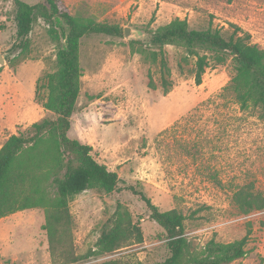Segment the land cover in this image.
<instances>
[{"label":"rangeland","instance_id":"1","mask_svg":"<svg viewBox=\"0 0 264 264\" xmlns=\"http://www.w3.org/2000/svg\"><path fill=\"white\" fill-rule=\"evenodd\" d=\"M36 5L43 0H21ZM78 19H92L131 29L127 39L93 35L82 40L81 92L69 137L93 148L94 158L143 192L161 212L178 210L186 236L199 246L232 243L252 230L247 255L234 264H264V211L242 214L236 192L253 186L264 195V112L242 111L223 89L233 72V58L211 63L198 86L196 57L179 46H166L172 82L162 87L160 66L146 60L152 32L175 19L192 30L220 29L225 37L237 26L264 49V0H60ZM13 0H0V150L13 135H30L34 123L55 116L44 108L47 75L56 70L57 44L50 26L36 16L28 48L12 51L17 39ZM58 32L59 29H56ZM201 56L214 53L199 49ZM153 80L155 88L150 87ZM39 95V97H38ZM121 185V187L125 186ZM126 207L141 228L143 242L116 254L78 264H160L169 256L165 231L131 191L94 189L70 203L74 245L79 256L96 249L117 206ZM46 212L30 209L0 219V264H53Z\"/></svg>","mask_w":264,"mask_h":264},{"label":"trees","instance_id":"2","mask_svg":"<svg viewBox=\"0 0 264 264\" xmlns=\"http://www.w3.org/2000/svg\"><path fill=\"white\" fill-rule=\"evenodd\" d=\"M13 1L17 27L13 52L28 48L36 16L50 26V36L57 44L56 70L47 75V83L43 87L47 92L44 108L55 119L34 123L30 135H13L0 150V219L17 211L44 209L43 230L48 236L53 264H78L141 244L143 234L141 228L134 224L130 211L119 204L103 227L96 249L79 256L74 245L71 201L94 189L106 193L131 191L147 205L151 211L150 219L167 236L170 256L160 264H234L243 259L248 253L251 229L241 240L232 243L211 240L205 246L197 245L186 236L187 218L182 212H161L143 192L126 186L116 172L100 164L94 158L91 146L69 137L71 119L81 92L82 40L93 35L122 38L124 29L92 19H78L60 0H43L33 6L21 0ZM231 28L234 31L225 37L220 29L192 30L187 20L175 19L152 32L149 45L156 50L142 49L141 54L160 66L165 94L170 93L173 87L166 77L170 75L166 46H179L187 57L197 58L194 78L198 86L203 83L211 63L221 65L226 62L225 55H229L233 58V72L221 97L232 100L244 112L252 108L264 112V49L251 42L250 34L234 25ZM199 49L213 52V59L201 56ZM150 87L155 88L153 80ZM233 202L245 215L264 211V195L255 191L253 186L239 189ZM101 264L123 262L113 259Z\"/></svg>","mask_w":264,"mask_h":264},{"label":"water","instance_id":"3","mask_svg":"<svg viewBox=\"0 0 264 264\" xmlns=\"http://www.w3.org/2000/svg\"><path fill=\"white\" fill-rule=\"evenodd\" d=\"M125 37L129 39L131 37V29L130 28H125ZM5 64V61L3 59V56L0 54V67Z\"/></svg>","mask_w":264,"mask_h":264},{"label":"crops","instance_id":"4","mask_svg":"<svg viewBox=\"0 0 264 264\" xmlns=\"http://www.w3.org/2000/svg\"><path fill=\"white\" fill-rule=\"evenodd\" d=\"M78 1V0H77Z\"/></svg>","mask_w":264,"mask_h":264}]
</instances>
